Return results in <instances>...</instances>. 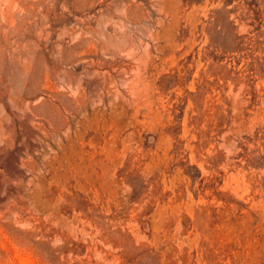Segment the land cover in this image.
<instances>
[{"label":"rangeland","instance_id":"1","mask_svg":"<svg viewBox=\"0 0 264 264\" xmlns=\"http://www.w3.org/2000/svg\"><path fill=\"white\" fill-rule=\"evenodd\" d=\"M0 141V264H264V0H0Z\"/></svg>","mask_w":264,"mask_h":264},{"label":"bare ground","instance_id":"2","mask_svg":"<svg viewBox=\"0 0 264 264\" xmlns=\"http://www.w3.org/2000/svg\"><path fill=\"white\" fill-rule=\"evenodd\" d=\"M15 5H16V4H15ZM15 5H14V6H15ZM117 12H118V13H121V14L123 13V12H119V11H117ZM153 36H154V35H153ZM153 38H154V37H153ZM116 51H118V50H116ZM119 52H120V51H119ZM117 53H118V52H117ZM131 54H132V52H131ZM127 55H128V54H127ZM131 57H132V56H131ZM107 58H108V57H107ZM134 58H135V57H134ZM136 58H137V57H136ZM149 58H150V57H149ZM130 59H131V58H130ZM137 59H138V58H137ZM137 59H136V60H137ZM149 60H150V59H149ZM140 61H142V60H140ZM140 61H139V63H140ZM144 62H145V61H144ZM135 63H136V62H135ZM147 63H149V62H147ZM141 64H142V63H141ZM149 64H150V63H149ZM147 65H148V64H147ZM138 67H139V66H138ZM145 67H146V66H145ZM138 69H140V67H139ZM139 71H141V69H140ZM142 71H143V70H142ZM142 71H141V72H142ZM144 71H145V70H144ZM144 71H143V72H144ZM147 71H148V70H147ZM115 72H116V71H115ZM145 72H146V71H145ZM122 74L124 75V73H121V75H122ZM133 74H135V73H133ZM137 74L140 75V72H139V73L137 72ZM137 74H136V75H137ZM136 75H134V78H135ZM139 75H137L136 77H138ZM124 76H125V75H124ZM144 76H145V75H144ZM96 77H97V76H96ZM100 77H101V76H100ZM98 78H99V77H98ZM102 78H103V77H101V80H102ZM123 78H124V77H123ZM141 78H142V76H141ZM141 78L138 79V80H141ZM99 79H100V78H99ZM120 79H122V77H121ZM131 79H133V78L131 77ZM146 79H147V78H146ZM115 80H116V79H115ZM126 80H127V79H126ZM142 80H143V78H142ZM98 81H99V80H98ZM113 81H114V80H113ZM132 81H133V80H132ZM132 81H130V83H131ZM145 81H146V80H145ZM99 82H100V81H99ZM116 82H117V81H116ZM125 82H126V81H125ZM128 82H129V81H128ZM139 82H140V81H139ZM84 83H85V82H84ZM111 83H112V82H111ZM121 83H122V82H121ZM90 84H91V83H90ZM127 84H128V83H127ZM132 84H133V83H132ZM138 84H140V83H138ZM83 85H84V84H83ZM92 85H94V83L91 84V89H92L93 87H96L95 85L92 87ZM114 85H115V84H114ZM85 86H86V84H85ZM102 86H103V85H102ZM103 87H104V86H103ZM129 87H130V86H129ZM134 87H135V86H134ZM134 87H133V88H134ZM145 87H146V86H144L143 88H145ZM89 88H90V87H89ZM141 88H142V87H141ZM141 88H140V89H141ZM92 90H93V89H92ZM146 90H147V87H146ZM146 90H145V91H146ZM133 91H134V89H132V92H133ZM145 91H144V93H146ZM137 92H138V90H137ZM138 94H140V93H138ZM142 95H143V94H142ZM132 96H133V95H132ZM135 96H136V95H135ZM138 96H139V95H138ZM138 96H137V97H138ZM145 96H146V95H145ZM141 99H143V98H141ZM146 99H147V98H146ZM138 100H139V99H138ZM27 106H28V104H27ZM27 106H26V107H27ZM1 108H2V107H1ZM27 111H28V109H27ZM104 111H105V110H104ZM30 112H32V111H30ZM98 112L100 113V111H98ZM1 113H2V112H1ZM25 113H26V112H25ZM101 113H102V111H101ZM104 113H105V112H104ZM94 114H95V113H94ZM96 114H97V111H96ZM27 115H28V112H27ZM104 115H105V114H104ZM104 115L102 116V118L104 117ZM96 116H97V115H96ZM99 116H100V115H99ZM99 116H98V117H99ZM20 118H22V117H20ZM20 118H19V119H20ZM35 118H36V117H35ZM105 118H106V117H105ZM7 121H9V120H7ZM85 121H86V120H85ZM104 121H106V120H104ZM42 122H43V121H42ZM34 123H35V119H34ZM38 123H39V122H38ZM43 123H44V122H43ZM81 123H82V122H81ZM34 125H35V124H34ZM83 125H85V124H83ZM90 126H91V125H90ZM85 127H86V126H85ZM27 132H28V131H27ZM80 136H81V135H80ZM80 136H79V137H80ZM34 141L36 142V140H34ZM0 142H1V141H0ZM1 143H2V142H1ZM1 143H0V145H1ZM2 145H3V144H2ZM31 145H32V144H31ZM23 146H25V145H23ZM25 148H26V146H25ZM1 152H2V151H1ZM1 152H0V153H1ZM0 156H1V154H0ZM8 161H9V160H8ZM0 162H1V161H0ZM14 163H15V162H14ZM10 165H11V164H10ZM10 165H9V166H10ZM21 175H22V174H21ZM36 187H37V186H36Z\"/></svg>","mask_w":264,"mask_h":264}]
</instances>
